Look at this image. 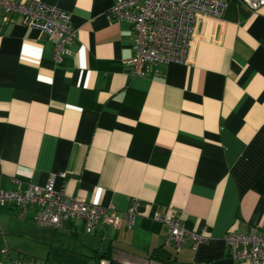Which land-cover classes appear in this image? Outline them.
Instances as JSON below:
<instances>
[{"label":"crops","instance_id":"1","mask_svg":"<svg viewBox=\"0 0 264 264\" xmlns=\"http://www.w3.org/2000/svg\"><path fill=\"white\" fill-rule=\"evenodd\" d=\"M33 1L69 15L76 37L57 63L18 16L0 26V189L54 177L67 197L141 208L130 229L86 234L82 221L46 229L36 207L0 203V264H249L230 259L224 236L264 230V7L198 16L184 63L130 78L133 29L107 18L115 0ZM168 211L207 241L167 246L153 218Z\"/></svg>","mask_w":264,"mask_h":264},{"label":"built area","instance_id":"2","mask_svg":"<svg viewBox=\"0 0 264 264\" xmlns=\"http://www.w3.org/2000/svg\"><path fill=\"white\" fill-rule=\"evenodd\" d=\"M231 2L246 6L250 12L264 7V0H115L107 18L127 21L133 29L132 56L124 63L127 74L130 78L138 77L150 65L184 63L192 44V26L196 18H219ZM15 16L22 26L43 33L53 42L51 57L55 62L62 63L64 58L70 57L68 45L75 39L76 32L69 15L39 1L0 0V26L7 25ZM53 179H48L44 186L29 184L21 192L8 193L0 189V203L12 202L22 210L36 207L34 223L46 229L57 230L65 222L82 221L86 234H92L102 225L115 228L124 223L130 229L139 215V201L132 200L125 211L119 212L112 206L107 208L82 198L67 197L54 189ZM168 212L153 218L165 226L167 246L179 250L189 241L190 248L195 251L207 241L202 233L188 229L175 212ZM224 242L234 262L264 264V230L251 227L244 233L229 232ZM7 264L51 263L15 260ZM98 264H109V261L102 258Z\"/></svg>","mask_w":264,"mask_h":264},{"label":"rangeland","instance_id":"3","mask_svg":"<svg viewBox=\"0 0 264 264\" xmlns=\"http://www.w3.org/2000/svg\"><path fill=\"white\" fill-rule=\"evenodd\" d=\"M6 247L5 244H3L2 246H0V263H4L5 262V259L7 258V256H5L6 252H4L3 250V247Z\"/></svg>","mask_w":264,"mask_h":264},{"label":"trees","instance_id":"4","mask_svg":"<svg viewBox=\"0 0 264 264\" xmlns=\"http://www.w3.org/2000/svg\"><path fill=\"white\" fill-rule=\"evenodd\" d=\"M102 258H104V257H98V258H97V264H98V261H99L100 259H102Z\"/></svg>","mask_w":264,"mask_h":264}]
</instances>
